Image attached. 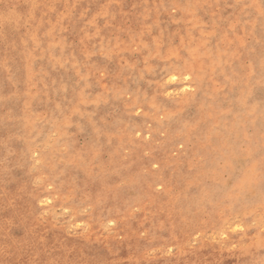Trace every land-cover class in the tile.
<instances>
[{
  "label": "rangeland",
  "instance_id": "rangeland-1",
  "mask_svg": "<svg viewBox=\"0 0 264 264\" xmlns=\"http://www.w3.org/2000/svg\"><path fill=\"white\" fill-rule=\"evenodd\" d=\"M0 264H264V0H0Z\"/></svg>",
  "mask_w": 264,
  "mask_h": 264
},
{
  "label": "bare ground",
  "instance_id": "bare-ground-1",
  "mask_svg": "<svg viewBox=\"0 0 264 264\" xmlns=\"http://www.w3.org/2000/svg\"><path fill=\"white\" fill-rule=\"evenodd\" d=\"M192 66V65H191Z\"/></svg>",
  "mask_w": 264,
  "mask_h": 264
}]
</instances>
